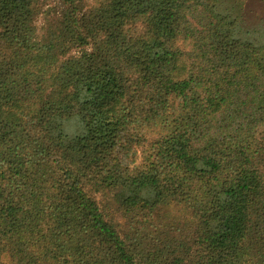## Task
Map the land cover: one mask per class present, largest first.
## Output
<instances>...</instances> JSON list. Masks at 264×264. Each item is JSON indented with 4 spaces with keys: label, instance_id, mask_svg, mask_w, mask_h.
I'll return each mask as SVG.
<instances>
[{
    "label": "trees",
    "instance_id": "16d2710c",
    "mask_svg": "<svg viewBox=\"0 0 264 264\" xmlns=\"http://www.w3.org/2000/svg\"><path fill=\"white\" fill-rule=\"evenodd\" d=\"M243 8L0 0V264H264Z\"/></svg>",
    "mask_w": 264,
    "mask_h": 264
},
{
    "label": "rangeland",
    "instance_id": "374dc122",
    "mask_svg": "<svg viewBox=\"0 0 264 264\" xmlns=\"http://www.w3.org/2000/svg\"><path fill=\"white\" fill-rule=\"evenodd\" d=\"M53 5L50 2V4H47V8H52ZM243 13L245 16V24L248 27L261 29L264 26V0H244ZM38 24L39 21H37Z\"/></svg>",
    "mask_w": 264,
    "mask_h": 264
}]
</instances>
